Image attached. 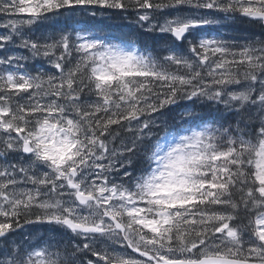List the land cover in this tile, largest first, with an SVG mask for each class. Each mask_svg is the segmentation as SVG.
<instances>
[{
	"label": "snow or ice",
	"instance_id": "1",
	"mask_svg": "<svg viewBox=\"0 0 264 264\" xmlns=\"http://www.w3.org/2000/svg\"><path fill=\"white\" fill-rule=\"evenodd\" d=\"M0 264H264V0H0Z\"/></svg>",
	"mask_w": 264,
	"mask_h": 264
}]
</instances>
